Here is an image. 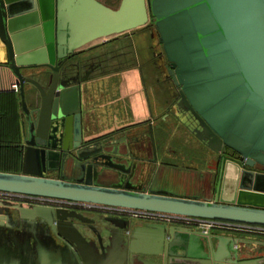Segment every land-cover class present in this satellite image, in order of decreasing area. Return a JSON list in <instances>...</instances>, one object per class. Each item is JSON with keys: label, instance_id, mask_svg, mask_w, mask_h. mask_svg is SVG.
<instances>
[{"label": "water", "instance_id": "95a60500", "mask_svg": "<svg viewBox=\"0 0 264 264\" xmlns=\"http://www.w3.org/2000/svg\"><path fill=\"white\" fill-rule=\"evenodd\" d=\"M150 13L180 88L179 110L199 141L224 154L202 196L159 185L158 174L146 183L148 163L127 138L95 142L85 89L91 78L62 74L69 54L145 27ZM0 36L23 119L22 170L0 172L1 192L264 227V0H121L118 8L98 0H0ZM35 69L39 79L24 75ZM228 152L238 158L226 162ZM71 219L87 224L94 239ZM10 220L24 231L20 264H39L31 227L63 240L73 264H262L239 260L236 238L191 228L148 224L146 231L116 217L97 228L63 209L0 202V228ZM10 253L16 257L0 248V264H10Z\"/></svg>", "mask_w": 264, "mask_h": 264}, {"label": "crops", "instance_id": "0c3cea01", "mask_svg": "<svg viewBox=\"0 0 264 264\" xmlns=\"http://www.w3.org/2000/svg\"><path fill=\"white\" fill-rule=\"evenodd\" d=\"M98 1L111 8H118L121 2V0ZM121 44L120 42L109 48L115 50L120 47ZM109 48L104 50H110ZM125 62L126 63L122 60L120 64L122 67L119 68L116 73L113 71V73L109 75L88 83V112L95 115V124L97 125V130H95L92 138L100 140L102 136H111L117 139L126 137L135 140L134 143L137 147L142 149L139 153L137 152V155L148 163L145 167V177L148 170L152 168L153 175L151 179H154L160 167L166 165L170 168H187L197 173L201 170H205L210 173L209 176L214 183L224 163L222 160L224 154L213 152L209 148L215 154V157L211 160H206L202 169V167L198 166V163L190 160V157H185L182 153L179 154L177 150H173L171 145L174 143L189 148H198V142L195 141L198 139L187 123L189 115L187 113L179 114V112L175 110L173 104L168 105L171 94L167 92V90L158 89L163 79L157 80L153 75L151 79L147 78L144 71L145 61H142V64H129L127 61ZM5 64H8V52L0 36V66ZM39 71V69L27 70L24 71V75L32 76L35 73H39ZM1 72L0 68V89L4 88L6 84ZM33 89L34 88L30 84L26 85L27 93H33L35 91ZM173 130L175 132L171 136V131ZM168 141L174 142L171 144ZM162 147H164L165 150H163ZM229 159H231V157L226 154V162ZM145 177L144 179L147 181L148 179ZM194 178L195 176H192L190 180H194ZM214 186L215 184L212 187L213 190L215 188ZM202 190L198 189L197 192L191 191L190 194L186 192L185 196H202ZM0 202L23 204L15 201ZM11 217L17 221L18 217L16 215H11ZM128 221L135 224L134 229L143 228L146 231H150L146 229L148 224H156L134 218ZM104 225L105 224L101 222L99 224L100 227ZM31 228L34 229V231L31 232L32 236L30 235L32 244L31 257L35 261H38L39 264H73L69 254L70 250L68 249V251L66 249L67 247L63 240L56 239L55 236L52 235V238H54L53 242L48 237H45L41 231H38L36 227ZM134 229L127 230L126 234L131 236ZM145 236L143 237L144 240L141 241L143 246L146 244ZM211 236L215 238H236L241 243V245H238V250L244 251L241 259H261L260 262L264 264V236L227 231H212ZM23 239V227L21 226L19 228L17 224L11 222V220L9 221V229L6 227L0 228V248L9 250L16 256L12 259V254L10 253V264H20L23 252ZM213 244L216 246L218 242L215 241ZM205 247H207L205 251L209 253L207 242L205 243ZM121 249L122 246L119 247L118 244V250L121 251ZM112 251L115 250L113 249ZM224 252L227 254L230 250L227 248ZM117 255H119V253Z\"/></svg>", "mask_w": 264, "mask_h": 264}, {"label": "flooded vegetation", "instance_id": "af4514ba", "mask_svg": "<svg viewBox=\"0 0 264 264\" xmlns=\"http://www.w3.org/2000/svg\"><path fill=\"white\" fill-rule=\"evenodd\" d=\"M155 23H156V18L152 17L151 13H150V19H149L148 24L143 28L137 29L140 31L135 32L136 34L135 33H132V34L137 35V38H142L144 40L145 46L148 50L149 58L147 61H145L144 65L146 66L147 64H149L150 66H153V74H155L153 76L157 77V75L155 73V72H157L158 75L163 77L162 84L160 85L159 88L158 87L157 88L160 90H167V92H169L171 94V98L168 100V105L173 104L175 110L178 111L179 114L180 113L182 114L184 112H181V110H179V108L177 106L178 102L180 101V99H179L180 98V96H179L180 88L176 87V85L174 84V81L172 80V78L169 74L168 67L170 64L167 60V57H166V54L164 51V45L161 42V38H160V35L156 29ZM132 34L131 35L130 34L129 35L122 34L119 36L110 37L109 39H106V40H98V41L76 51L72 55L69 54L65 58V61L63 62V66H62V74H63L64 78L68 79L71 76H75V75L79 74L81 79L84 77L91 78V80L88 82V83H91L95 80H98V79H100L106 75L113 73V71H115V73H116L119 70V68L122 67V66H120V64L122 63V60L124 61V63H126L125 61H127L129 64H131V63L142 64L141 57H139V55H137V51L133 48L134 41L132 38L133 37ZM120 42L123 43L121 48L119 47L120 51H119V48H117L115 50L114 49L104 50V49L109 48L112 45L119 44ZM131 51H133V52L131 53ZM30 77H34L36 79H39L41 76L38 73L37 74L35 73ZM159 80H161V79H159ZM88 83H87L86 88H85L87 94L89 93ZM28 95H30L29 92H28ZM90 114H91L90 125L92 126V128L94 130H97V125L95 124V121H96L95 115H93L92 113H90ZM188 120H190V117ZM190 121H192V120H190ZM102 139L104 140V142H102L104 144V143L110 142V141L117 139V138H112L111 136H102L100 138V140H102ZM127 139H128V141L132 142L133 151L135 153L142 150L140 147H137V145L134 143L135 140H133L132 138H130V139L127 138ZM94 140H95V142L99 141L96 139H94ZM141 147H143V146H141ZM227 154L231 158L232 157L238 158V156H236V154L234 155V153H232V152H228ZM151 174H152V168L149 169L148 172L146 173L145 178L149 180V181L148 180L146 181L144 179V181L146 183L150 182L149 176ZM44 207H47V206H44ZM52 208H55V207H52ZM55 209H61V208H55ZM63 210H66L68 212H74L77 214H81L84 217L92 219L95 223L94 226H96L97 228H101L99 226L100 222L110 226L111 224H109L110 222H108L109 218H115L116 217V218L125 219V220L131 219L130 216H125V215H119L118 216V215L107 213L106 211H102L98 207L90 208L87 210H85L83 208H78V209L65 208ZM71 221L75 224V226L85 236H87V238L89 240L94 239L95 236L89 230L87 224L80 222L77 219H71ZM187 228L195 229L192 227H187ZM32 231H34V229L30 228L29 233L31 236H32V233H31ZM211 233H210V235H211ZM29 247H30V245H29ZM66 249L68 250V247ZM242 253H244V252L239 251V253H238L239 260L255 259V258L241 259Z\"/></svg>", "mask_w": 264, "mask_h": 264}, {"label": "built area", "instance_id": "2783aa9c", "mask_svg": "<svg viewBox=\"0 0 264 264\" xmlns=\"http://www.w3.org/2000/svg\"><path fill=\"white\" fill-rule=\"evenodd\" d=\"M0 201H15L23 203L24 205H38L47 206L55 208H70L78 209L83 208L85 210L98 207L102 211L114 215H125L130 216L134 219L144 220L156 224H168L172 226H185L192 227L196 230L203 232L204 234H210L212 231H223V232H233V233H248L258 236H264V227L230 223L217 220H205L199 218H193L188 216L176 215V214H166L157 212H148L140 210H131L125 208L109 207V206H98L86 203H79L66 200H56L44 197H34V196H24L20 194L1 192L0 191Z\"/></svg>", "mask_w": 264, "mask_h": 264}, {"label": "trees", "instance_id": "16d2710c", "mask_svg": "<svg viewBox=\"0 0 264 264\" xmlns=\"http://www.w3.org/2000/svg\"><path fill=\"white\" fill-rule=\"evenodd\" d=\"M6 82L0 89V172L20 174L23 164V121L17 78L7 64L0 66Z\"/></svg>", "mask_w": 264, "mask_h": 264}, {"label": "rangeland", "instance_id": "374dc122", "mask_svg": "<svg viewBox=\"0 0 264 264\" xmlns=\"http://www.w3.org/2000/svg\"><path fill=\"white\" fill-rule=\"evenodd\" d=\"M140 30H134L131 32H128L125 35H131L132 33L139 32ZM136 34V33H135ZM132 34V38L134 41L133 48L137 51V55L141 57L142 61H147L148 56V50L145 46L144 40L142 38H137V35ZM123 43L121 44V46ZM120 46V47H121ZM116 48V46H115ZM119 48V47H118ZM110 49V48H109ZM120 51V50H119ZM133 51H131L132 53ZM152 67V68H151ZM145 75L147 78L151 79L153 74V66H150L147 64L144 68ZM157 77L156 79H163L160 75H158L157 72H155ZM175 131H171V136L173 135ZM198 142V148L195 147H185L180 146L177 143H174L172 141H168L171 144V147L173 150H177L179 154H183L185 157H190V160L194 161L195 163H198V166L202 167L203 164L208 159H212L215 157V154L205 145L204 142H201L199 140H195ZM163 150H165L164 147H162ZM210 173H208L205 170H201L200 172H195L194 170H188L187 168L179 169L178 167H172L162 165L158 172V184L159 185H166L167 187L173 188L174 190L178 191L180 195H186V192L188 194L193 192H197L198 189L202 190L204 187H208L209 179H210ZM192 176H195L194 180H190ZM157 185V184H156ZM187 188V189H186ZM190 190V191H185ZM243 251V250H242ZM244 252V251H243Z\"/></svg>", "mask_w": 264, "mask_h": 264}]
</instances>
